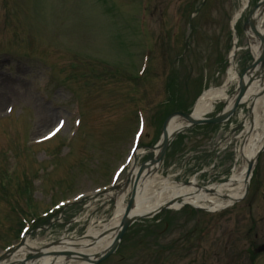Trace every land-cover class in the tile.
<instances>
[{
	"label": "rangeland",
	"instance_id": "374dc122",
	"mask_svg": "<svg viewBox=\"0 0 264 264\" xmlns=\"http://www.w3.org/2000/svg\"><path fill=\"white\" fill-rule=\"evenodd\" d=\"M243 1L0 0V251L18 241V212L29 219L54 213L28 235L43 243L63 232L81 236L112 217L116 198H95L93 191L115 182L119 164L125 168L118 181L152 156L147 145L159 139L168 115L190 111L200 93L223 85L232 17ZM256 2L250 0L236 28L239 74L253 59L243 22ZM249 105L243 102L217 128L187 129L156 172L176 181L196 174L199 184H208L238 170ZM58 122V135L34 143ZM141 122L139 151L129 162ZM25 179L26 193L18 187ZM248 189L220 211L172 207L138 219L96 264H264V251L252 256L264 244V148ZM83 193L79 203L59 208Z\"/></svg>",
	"mask_w": 264,
	"mask_h": 264
},
{
	"label": "bare ground",
	"instance_id": "6f19581e",
	"mask_svg": "<svg viewBox=\"0 0 264 264\" xmlns=\"http://www.w3.org/2000/svg\"><path fill=\"white\" fill-rule=\"evenodd\" d=\"M246 1H243V5L247 4ZM252 18L255 26L249 23L251 27L249 25L247 28L249 49L256 59H260L264 49V2L254 11ZM238 19L239 12L237 11L232 22ZM238 49V45L234 46L229 53L223 85L206 89L204 94L198 98L193 113L194 116L203 115L214 109L220 102L226 103L225 109H231L238 93L230 94L228 88L234 82L236 84L243 83L245 88L242 90L240 98L241 102L250 103V112L249 119L245 120L244 130H242L243 143L240 144L236 152V159L241 161V166L238 170L235 168L229 177L223 181L200 187L197 183V178L194 176L189 183L178 182L160 175L156 172L155 165L137 166L133 168L134 171L129 182L115 196L114 213L107 222L99 223L98 225L92 224L86 231L87 234L84 238L68 237L63 232L62 236L57 238V241L52 239L44 243L28 240V235L32 228L26 233L27 238L20 245L21 247L19 246L20 248L18 247L10 255L1 259L0 264L9 263L11 258H7L11 255L21 259L30 252L36 253L38 258L34 262L30 261L26 264H90V258L104 253L113 245L116 234L123 225L122 219L126 216L128 218L138 217L143 214H153L166 207V203L172 199H174L172 204L174 208H179L183 204L188 203L210 211L226 207L238 200L246 188L249 162L254 160L257 150L264 146V61H258L251 72L240 78L236 61ZM42 116L47 119L49 111L44 109ZM182 125V117H170L165 127V136L167 138L170 137ZM136 151H139V146ZM140 175L139 181L134 183ZM131 189H134V194L130 205L131 208L127 212L125 198ZM106 194L107 197H111L113 191H109ZM100 197L97 196L96 198ZM78 218L81 219L82 215ZM65 252L70 255H66Z\"/></svg>",
	"mask_w": 264,
	"mask_h": 264
},
{
	"label": "water",
	"instance_id": "95a60500",
	"mask_svg": "<svg viewBox=\"0 0 264 264\" xmlns=\"http://www.w3.org/2000/svg\"><path fill=\"white\" fill-rule=\"evenodd\" d=\"M264 0H260L250 11L246 21H245V24H244V29L247 30L248 26L251 24L252 26H255L254 25V22H253V18H252V15L254 13V11L260 7L262 4H263ZM250 23V24H249ZM250 25V27H251ZM264 61V49L262 51V54L260 55V59H256L252 62V64L247 67L243 74L245 73H248V72H251L257 65L258 61ZM244 85L242 82H240L239 84V88L238 90H236V94L237 96L235 97V101L231 107V109H228L227 111H224L222 110L218 115H216L215 117H211V118H207V117H194L192 114L190 113H180V115L188 122L185 127H188V126H191V125H195V124H199V123H216V122H221V121H224L226 120L228 117L231 116V114L235 111L237 105L240 103L241 101V96H242V90L244 89ZM239 91V92H238ZM171 115L166 119L165 121V124H164V129H163V136H162V139H161V142L159 143V145H157L156 147L160 148V152L158 153V155L153 158L150 163H143L141 164L139 167H146L148 165H152V164H155V163H158L162 160V157L165 153V150L168 146V144L170 143L171 139L176 135V133L180 130H183L184 127L181 129H178L175 133H173L170 137H166L165 134H166V131H165V127L167 125V122L168 120L170 119ZM155 148V147H153ZM264 148L261 147L260 149L257 150L256 152V155L254 156V160L253 161H250L249 162V165H248V172H247V175H246V181H247V184H246V188H245V193L247 192L248 190V184H249V180H250V177H251V174H252V169L254 167V162L256 161L260 151ZM134 171V169L128 174L126 180H125V183H124V186L126 185V183L129 182V179L130 177L132 176V172ZM141 178V175L139 176L138 179H136V181H134V183L138 182L139 179ZM122 189V187L120 188ZM134 194V189H131V198L129 200V203L127 205V212H129L128 210H130L131 208V204H132V196ZM174 202V199H172L171 201H168V203H166V206H171ZM128 214V213H127ZM149 215H152V214H143L141 216H149ZM140 217V216H138ZM138 217H128L127 216L125 218L122 219V222H123V225L122 227L118 230L117 234H116V237L114 239V242H113V245L111 247H109V250L105 251L104 253L98 255V256H94V258H90L91 259V262L94 264V263H97L99 260H102L104 259L107 255H109L110 253H112L117 247H118V244H119V241L120 239L122 238L123 234H124V231L125 229ZM15 248L11 249L7 254H5L4 256L8 255L9 253H11ZM66 254L69 255L68 252H65ZM4 256L0 257V258H3ZM38 257V255L36 253H34L30 258H36ZM13 264V263H12ZM22 264H24V261H22Z\"/></svg>",
	"mask_w": 264,
	"mask_h": 264
}]
</instances>
